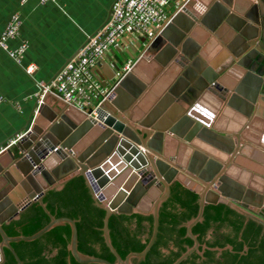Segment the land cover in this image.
<instances>
[{"label": "water", "instance_id": "95a60500", "mask_svg": "<svg viewBox=\"0 0 264 264\" xmlns=\"http://www.w3.org/2000/svg\"><path fill=\"white\" fill-rule=\"evenodd\" d=\"M191 1L172 12L171 20L148 48L142 44L143 38H136V47L119 50L115 61L100 60L92 68L94 77L103 86H109L124 63L130 57L136 59L109 98L98 106L96 118L89 116L91 109L82 111L51 93L45 94L29 128L13 148L0 154V264L6 261L5 248L14 254L18 264H24L12 242L35 240L66 223L71 226L68 248L78 262L133 264L132 259L145 256L155 242L160 207L177 182L199 194V211L186 223L187 234L194 244L172 264H180L193 251L203 255L210 248L201 244L192 231L202 220L208 204L224 203L244 215L240 239L249 220L262 226L260 238L263 236L264 150L252 136V128L264 120V36L243 38L240 32L247 23L240 18L244 22L234 27L240 47L239 43L229 42L221 57L210 60L203 52L205 39L210 34L220 36L228 28V14L242 9L233 0H195L198 8H208L197 17L189 8ZM247 1L248 5L252 2ZM215 5L222 6L219 17L225 16L211 24L208 16ZM111 9L112 6L101 26L108 21ZM192 41L194 47L200 46L196 53L186 47ZM152 51L155 52L152 56L146 55ZM105 64L112 73L103 77ZM231 79L234 83L243 79L242 87L248 90L245 96L249 101L242 120H237L235 126L229 125L232 120L226 119L225 113L228 106L224 93L236 89ZM50 99L55 102L52 106ZM164 100L169 106H176L187 122L188 132L180 131L172 116L170 122L160 123V101ZM181 101L188 107L181 105L179 109L177 104ZM55 106L57 109H53ZM67 118L76 125L58 139L53 131ZM200 138L207 141V146L198 142ZM195 147L215 156L216 159L210 160L213 167L208 168L209 175L190 165L182 153ZM236 172L253 180V190L242 192L244 184L234 188L230 174ZM77 176L85 178L95 204L105 210L102 231L107 247L115 256L114 262L79 250L77 221L71 217L51 215L50 221L31 235L9 236L4 230L5 222L19 219L33 203L38 202L46 209L43 202L46 193L52 188H62ZM116 213L152 215L154 220L152 236L145 248L132 251L125 258L110 236L109 219ZM211 249L221 253L223 249L233 250V246L226 244ZM248 249L245 245L241 254Z\"/></svg>", "mask_w": 264, "mask_h": 264}, {"label": "crops", "instance_id": "0c3cea01", "mask_svg": "<svg viewBox=\"0 0 264 264\" xmlns=\"http://www.w3.org/2000/svg\"><path fill=\"white\" fill-rule=\"evenodd\" d=\"M114 1L59 0L58 2H41L40 0H0V36L12 15L19 12L23 20L20 33L16 38L10 39L8 45L10 49H14L19 47L23 41L28 43L21 62H17L9 55L7 50L0 48V149L8 146L11 140L18 138L29 128L33 117L37 113L41 84L53 80L64 65L75 56L86 41V36L97 31L107 20L110 7ZM233 1L237 7L242 9V12L229 13L227 19L229 25L228 28L223 29L224 31L222 30L224 33H220V36L219 34H210L205 39L206 41L204 40V56L207 57L208 55L210 60L221 57L229 42L234 45L239 43L238 47H240L241 42L235 36L237 33L234 27L235 25H241L244 22L243 19L247 23L240 32L241 36H244L243 38L256 35L260 39L261 36H264V0H252L250 5H248L247 0ZM189 8L197 17L206 12L204 11L206 8H198L195 0L189 3ZM175 9L174 3L168 6L170 13L174 12ZM230 9L232 8L230 7ZM219 11H223L221 5L213 6V11L208 16V23H218L223 19L225 14L219 17L221 16V14H218ZM193 42L195 41L188 42L186 47L190 50L189 52L196 53L200 46L194 47ZM136 45V36L128 34L124 36L118 46L112 47L101 60L112 63L117 59L119 50L132 49ZM154 53V51L147 52L146 55L152 56ZM206 57L204 58L206 59ZM29 66L34 68L31 73L27 70ZM105 66L106 70L101 71L103 77L112 73L109 65L105 64ZM94 67H97V64ZM242 83L243 79L236 83L231 79V84L236 86L235 92L224 93L227 97L225 104L228 106L225 112L226 119L229 120L230 118L232 120L229 124L231 126L237 125V120H242L249 103L245 96V92L248 90L242 87ZM211 92L217 94L214 90H211ZM233 94L235 95L233 96ZM218 95L222 96L221 93ZM49 103L52 106L55 102L50 99ZM168 104L165 100L160 101V123L170 122L172 116L173 119H176L175 125L180 131L188 132L189 127L184 117H181L176 106L171 107ZM177 105L179 109L181 105L185 108L188 107L187 103L182 101ZM53 109H57V107L55 106ZM73 121L69 118L65 119L62 126L53 131L54 136L58 139L65 137L71 126L76 125ZM252 136L256 142L263 145L261 149L264 150V120L254 124ZM197 140L203 146H207L205 139L200 138ZM14 145L7 148H13ZM182 153L186 155V161L196 169L205 174L211 172L208 168L211 170V167H213L210 160L214 159L215 156L208 150L195 147L190 152L183 150ZM16 155L19 154L16 153ZM230 177L235 183L234 188L238 189L239 186L244 184L245 187L242 192L246 193L253 190L251 187L253 180L247 179L239 172L230 174ZM251 199L254 200L255 198L252 197Z\"/></svg>", "mask_w": 264, "mask_h": 264}, {"label": "trees", "instance_id": "16d2710c", "mask_svg": "<svg viewBox=\"0 0 264 264\" xmlns=\"http://www.w3.org/2000/svg\"><path fill=\"white\" fill-rule=\"evenodd\" d=\"M46 209L38 202L25 209L20 218L5 222L3 227L9 236L31 235L43 228L55 217L67 216L77 221L78 248L81 252L106 258L111 262L115 256L107 247L103 236L105 210L97 206L83 176H77L62 188L50 189L43 198ZM48 210V212H47ZM199 211V194L180 183L171 186L169 197L159 210V229L155 242L143 257H134L133 264H172L194 244L187 234L186 223ZM224 203L208 204L202 220L192 228L201 244H206L204 254L193 251L180 264H264V234L262 226L249 220ZM152 215L141 213L112 214L109 219L110 236L122 258L132 251H141L153 232ZM2 237L0 235V241ZM71 226L66 223L53 227L32 241L12 242L24 264H100L80 263L71 254L68 246ZM231 244L233 250L223 249L217 253L212 247ZM249 247L241 254L243 247ZM3 264H18L14 254L5 248Z\"/></svg>", "mask_w": 264, "mask_h": 264}, {"label": "built area", "instance_id": "2783aa9c", "mask_svg": "<svg viewBox=\"0 0 264 264\" xmlns=\"http://www.w3.org/2000/svg\"><path fill=\"white\" fill-rule=\"evenodd\" d=\"M188 2L189 0H115L108 21L93 34L87 35L86 41L75 56L64 65L53 80L41 84L39 103L45 94L51 93L68 106L82 111L91 109L89 116L96 118L98 106L109 98L123 76L131 70L136 59L130 58L124 63L123 68L117 73L116 80L109 86H103L94 77L92 68L128 34L143 38L142 44L148 48L171 20L172 13L168 11V6L174 3L175 11H178ZM22 21L21 14L14 13L0 36V48L7 50L17 62H21L28 43L23 41L19 47L10 49L8 42L19 35ZM27 70L31 73L34 68L29 66ZM36 111L38 112V108ZM18 138L11 140L8 146L15 144ZM8 146L1 148L0 154Z\"/></svg>", "mask_w": 264, "mask_h": 264}]
</instances>
